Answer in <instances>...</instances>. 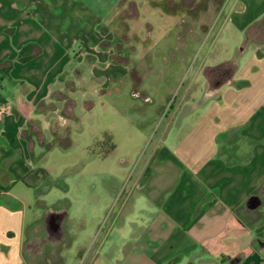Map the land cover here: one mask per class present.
Returning a JSON list of instances; mask_svg holds the SVG:
<instances>
[{
    "label": "crops",
    "instance_id": "crops-1",
    "mask_svg": "<svg viewBox=\"0 0 264 264\" xmlns=\"http://www.w3.org/2000/svg\"><path fill=\"white\" fill-rule=\"evenodd\" d=\"M217 4L208 25L197 0H180L179 18L161 10L184 54L226 14L252 55L186 67L179 106L158 110L141 149L121 159L132 167L115 176L117 205L87 202L97 220L75 264H264V0ZM138 17L135 0H0V264H66L58 246L80 244L40 157L113 83H138L132 57L153 43Z\"/></svg>",
    "mask_w": 264,
    "mask_h": 264
},
{
    "label": "rangeland",
    "instance_id": "rangeland-1",
    "mask_svg": "<svg viewBox=\"0 0 264 264\" xmlns=\"http://www.w3.org/2000/svg\"><path fill=\"white\" fill-rule=\"evenodd\" d=\"M135 1L139 9L137 31L140 39L146 41L150 37L153 42L149 46H137V54L132 57L130 66L137 72L138 83H132L131 75L113 83L95 108L80 116L63 140L40 157L45 171L44 183H58L56 188L62 192L58 193L60 205L67 204L70 213L66 229L77 235L76 242L80 243L73 245L66 240L58 246V253L66 259V264H75L80 253L87 249V226L91 228L97 220L87 214V202L94 199L93 204L99 207L107 203L115 205V199L110 200L111 195L121 190L120 178L115 176L130 172L132 167L130 161L123 165L121 159L134 158V153L141 149L150 128L158 124V110H168L169 100L175 108L179 106L188 87L186 67L195 69L201 63L216 65L229 60L243 63L254 51V46L247 42L246 33L238 32L233 20L224 14L214 25L211 35L203 38V44H194L184 54L175 37L178 28L161 10L170 7L179 18L180 0ZM197 2L204 9L203 22L208 25L213 13L220 8L217 3L222 0ZM145 92L153 103L139 96ZM191 106L189 102L183 107V113L175 119L176 126ZM139 125L145 132L136 139L132 129ZM103 195L107 197L104 203ZM97 215L99 217L100 212ZM80 216L86 224L85 230L78 227L76 219Z\"/></svg>",
    "mask_w": 264,
    "mask_h": 264
}]
</instances>
